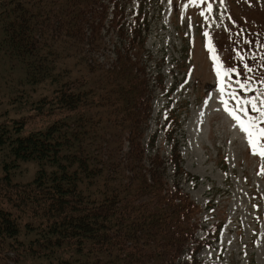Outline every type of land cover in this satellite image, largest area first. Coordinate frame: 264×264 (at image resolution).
I'll use <instances>...</instances> for the list:
<instances>
[{"label": "rangeland", "instance_id": "1", "mask_svg": "<svg viewBox=\"0 0 264 264\" xmlns=\"http://www.w3.org/2000/svg\"><path fill=\"white\" fill-rule=\"evenodd\" d=\"M100 2L110 6L104 21L91 14L73 37L56 32L40 36L37 55L46 69L43 77L28 66L36 56L19 57L0 48V124L14 126V119H25V132L45 129L68 111L53 109L49 115L45 111L35 115L33 101L50 97L64 84L80 83L98 90V85H107L115 74H121L116 81L135 84L130 95L143 113L132 102L134 110L120 109L115 119L110 104L93 108L100 117L99 139L85 155L91 170L92 166L102 169L81 173L79 187L92 197L101 199L105 190H115L130 205L136 201L147 203L146 208L153 206L150 198L157 199V195L150 192L152 187H144L151 179L142 175L143 170L138 173L122 167L128 156L133 159L132 154L142 150L145 162L160 154L163 187L178 186L181 196L167 198L172 208L158 206L173 220L175 228L167 225L166 229L176 231L175 242L168 243L169 235L164 241L157 233H148L143 247L156 250L154 255L138 258L130 245L119 254L122 259L117 264H167L169 258L172 264H264V158L252 153L246 134L224 105L227 100L229 107H236L227 94L235 89L241 98L255 97L258 107L264 108V82L258 84L250 72L241 71L243 63L237 57L246 50L251 68L256 46L264 51L260 43L264 0H206L195 5L190 0ZM208 3L213 5L211 12ZM120 26L123 36L118 33ZM209 43L226 68L240 72L225 77L230 87L223 96ZM235 44L237 52L229 55ZM248 77L251 90L239 89L236 81ZM246 107L248 115H260L250 105ZM8 150L9 145L0 151V206L19 214L21 231L13 243L0 238V264H58L54 257L29 252L30 240L35 238L29 225L38 226L40 218L13 206L9 197L15 189L5 181L6 164L11 184L31 181L39 164L15 160ZM77 167L75 162L73 168ZM53 169L47 166L48 171ZM146 225L149 231L151 226ZM67 250L62 257L70 255ZM159 251L164 254L157 255ZM78 255L73 252L72 258ZM191 255L195 261L187 262Z\"/></svg>", "mask_w": 264, "mask_h": 264}, {"label": "trees", "instance_id": "2", "mask_svg": "<svg viewBox=\"0 0 264 264\" xmlns=\"http://www.w3.org/2000/svg\"><path fill=\"white\" fill-rule=\"evenodd\" d=\"M100 1L0 0V48L19 57L36 56L28 62V66L35 67L39 71L37 74L43 77L46 69L43 70V61L37 55L40 36L56 32L53 34L73 37L84 28L91 14L100 15L104 21L110 6ZM121 27L118 33L123 36ZM260 43L264 47V35ZM256 48L253 51L255 59H252L256 63L253 75L263 81L264 60L261 57H264V51H261L260 45ZM236 52L235 44L229 55ZM239 53L245 55L246 62L251 61L246 50ZM240 67L244 69L243 65ZM120 75L115 74L107 85H98V90L80 83L74 86L64 84L56 88L50 97L44 96L33 101V109L37 110L35 115L44 111L49 115L53 109L61 113L68 111L45 129L25 132V119H14V126L0 124V151L9 145L8 151L15 160H36L39 164L37 174L31 181L15 184L9 181L10 167L5 165V178H8L5 181L15 189L9 197L13 206L40 218L38 226L29 225V229L35 232V238L30 240L28 250L35 256L54 257L58 264H117L122 259L119 254L130 245L138 258L154 255L156 250L147 251L143 247L144 237L148 233H157L164 241L169 235V244L177 239V236L174 238L176 231L170 233L166 229L167 225L175 228L170 214L162 212L158 206L172 208L167 198L169 201L180 199L181 189L178 186L163 187L160 154H154L145 162L143 151L137 150L132 154L133 159L128 156L123 166L122 162L117 165V169L122 166L138 173L143 170L142 175L151 179L152 183L147 185L145 182L144 187H152L150 192L156 194L157 199L151 196L153 206L149 208L143 202L134 201L130 205L120 191L105 190L100 199L84 194L79 187L81 173L90 174L92 170L99 173L102 169L91 165V170L85 155V150L88 148L90 152L96 143L95 139H99L96 131L100 117L95 115L93 108L110 104L114 119L120 109L131 112L136 107L143 113V108L130 95L131 90L132 93L136 90L135 84L131 81L128 84L116 81ZM39 79L37 75L34 81ZM131 102L134 107L130 106ZM122 120L126 118L122 117ZM129 141L132 142V138ZM75 162L78 163L77 168H73ZM47 166L54 169L48 171ZM140 190L144 191L143 188ZM163 191L165 194L161 193ZM147 223L151 226L149 231H146ZM20 231L19 214L0 206V238L13 243ZM67 249L70 255L62 257ZM73 252L79 254L75 259L72 258ZM163 254L159 251L157 255ZM186 261L193 262L195 257L192 255ZM167 264H172V258Z\"/></svg>", "mask_w": 264, "mask_h": 264}, {"label": "snow or ice", "instance_id": "3", "mask_svg": "<svg viewBox=\"0 0 264 264\" xmlns=\"http://www.w3.org/2000/svg\"><path fill=\"white\" fill-rule=\"evenodd\" d=\"M205 2L206 0H190V3L193 5L204 4ZM221 2H223V0H221ZM169 3H171V0H169ZM184 7L186 9L188 5H184ZM212 8L213 5L211 3H208L207 11L211 12ZM201 15L204 16L205 13L201 12ZM205 19H207L206 16ZM204 35L208 37L209 33L205 31ZM209 50L213 52L212 59L216 62L215 70L217 76L220 79V92L223 96V94H225L226 88L230 87V85L226 84L225 77H229L233 73L239 76L240 72L235 67L225 68L222 62L220 61V58L215 55V49L211 45V43H209ZM237 57L243 63L244 69L248 72H251L252 69L248 66L247 63L244 62L245 55L238 52ZM261 59L264 60V57H261ZM249 80H251V77H248L243 82L236 81L239 89H242L244 91H250L251 86L249 84ZM227 94L230 95L231 98L236 101V107H229L228 101L224 100L225 110L228 111L229 114L233 117V119L237 121V124L240 129L246 134L247 141L252 153L258 154L260 157L264 158V127L261 126V124H264V108L258 107L257 99L255 97L251 99L241 98L240 96H238L235 89H232ZM247 105L251 106V111L259 112L260 115L257 117L248 115V109L246 107ZM262 174H264V166H262Z\"/></svg>", "mask_w": 264, "mask_h": 264}]
</instances>
